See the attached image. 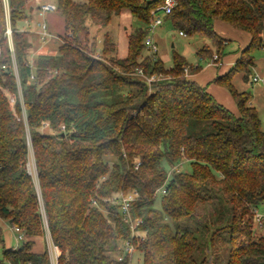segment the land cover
Returning a JSON list of instances; mask_svg holds the SVG:
<instances>
[{"label": "trees", "instance_id": "obj_1", "mask_svg": "<svg viewBox=\"0 0 264 264\" xmlns=\"http://www.w3.org/2000/svg\"><path fill=\"white\" fill-rule=\"evenodd\" d=\"M174 1L165 18L185 36L210 39L198 55L217 65L225 40L216 21L250 35L233 68L213 81L237 113L189 78L201 67L174 54L167 69L146 50L165 0H56L64 33L57 53L34 64L30 34L18 25L31 20V0H0V219L24 236L22 246L4 249L0 264H51L49 249L33 252L34 239L47 235L57 264H135L137 253L142 264H209L207 251L225 231L227 264H264L252 214L264 202V130L250 93L233 83L239 73L249 81L253 52L264 49V0ZM124 13L142 27L119 58L113 36L101 32ZM183 162L190 173L176 170ZM118 194L134 196L138 236L120 215ZM204 205L210 239L202 249L194 232L173 224ZM126 241L136 247L133 257Z\"/></svg>", "mask_w": 264, "mask_h": 264}, {"label": "rangeland", "instance_id": "obj_2", "mask_svg": "<svg viewBox=\"0 0 264 264\" xmlns=\"http://www.w3.org/2000/svg\"><path fill=\"white\" fill-rule=\"evenodd\" d=\"M56 3V0H31L30 8L33 9L31 14V18L34 15V18L30 24H26V22L19 23V29H25V31L32 29L37 33V22H46L49 24V27L54 36V39H49L45 45L40 43L39 39L36 35L33 36V48L29 53V62L34 64L35 60L38 58L40 53H43V50L39 47L45 46V50L47 53L56 54L60 39L59 37L64 33V20L57 13H49L45 15H41L38 12V6L41 3ZM159 17L163 20V24L157 27L153 33H151V37L158 48V56L163 61L165 67L167 69L172 68L174 64V54H178L183 56L186 61L192 66H199L206 71L208 68V64L211 63V59L202 58L198 55V51L204 47V45H212V41L204 36L196 35V36H183L179 31L174 30L171 23L164 17L162 13L155 17V19ZM29 21V20H28ZM142 27V23L136 18L132 17L128 13H124L122 15L114 16L111 24L101 32V36L105 33H110L113 36L114 42L117 45V53L119 58H125L128 54V35L133 33L136 29ZM150 34V33H149ZM239 48V42L236 40H232L228 42L223 49L224 57L232 56ZM42 51H41V50ZM38 50V51H37ZM253 57L255 58L256 66L252 69L250 78H253L255 75H260L259 70L262 71V75H264V49H256L253 52ZM261 68V69H260ZM255 69V70H254ZM248 81L243 78V73H239L234 78V86L239 92H245L246 90L251 95L250 103L256 107L259 112L260 119L262 121V127L264 130V90L260 91L256 86H252V88H247ZM218 88L223 96L224 101H226L229 105L234 106L235 104L231 98L230 93L221 86L215 87ZM255 88V90H254ZM264 89V87H263ZM254 90V91H253ZM257 90V91H256ZM250 91V92H249ZM195 131V130H194ZM195 132H198L196 130ZM29 169H35L34 158L31 154ZM181 170L184 173H190L192 171L190 164L183 162ZM168 174L171 173L170 169L167 168ZM35 176V175H33ZM39 190V186L37 185ZM157 207H160V200L158 199ZM263 211V209H261ZM199 212V215L197 216ZM211 212V208L204 205L203 207L197 210V214L193 215L190 218H186L182 221L176 222L173 224L174 228L188 229L195 233V235L199 238L201 248L203 249L205 246V240L210 239V235H204V215H209ZM3 225L6 227V230L2 231L0 235V258L3 257L4 249L9 248H17L22 246L23 241L19 240L18 234L16 232H12L9 229L10 223L7 221H3ZM258 235L264 236V230H257ZM215 248L209 249L207 251V259L209 264H227L228 258V249L230 247L229 244V233L227 231L221 232L216 235L214 239ZM19 245V246H18ZM51 246V240L49 235L46 236V243L41 242V240H35L34 251L39 252L41 248L49 249ZM137 259H140L139 264H142V255L137 253L135 255V264L137 263Z\"/></svg>", "mask_w": 264, "mask_h": 264}, {"label": "crops", "instance_id": "obj_3", "mask_svg": "<svg viewBox=\"0 0 264 264\" xmlns=\"http://www.w3.org/2000/svg\"><path fill=\"white\" fill-rule=\"evenodd\" d=\"M43 3H45V2H43ZM43 3H41V4H43ZM39 6L37 8H39ZM33 18H34V15L32 16L31 20H29V21L26 22V24H30V22H32ZM38 23H42V22L39 21V22H37V24ZM37 24H36V26H37ZM46 24L48 25V29H50L49 24L47 23V21H46ZM21 30H23V29H21ZM37 30H38L37 33L34 32L30 28H29L28 31L27 30L25 31V29L23 30V31L28 32L30 34V40H31L32 44H33V36L34 35H36L37 38L39 39L40 43H43L44 45H45V43H47L49 41V39H51V38L54 39V36H53L51 30H49V32L52 35V37L49 38V39H47L46 41H42L41 38H40V34H39L40 31H39L38 26H37ZM214 30H215V32H216V34L218 36H220L221 38H223L225 40L224 46L221 49V53L222 54H221V58H220V63L217 65L213 61H211V63L208 64V68L206 69V71L204 69H201V71L198 74L189 76V78L192 79V80H194V81H196L200 86L207 88V91L221 105L225 106L230 111H232L234 113H237V109H234L233 108L234 106L229 105L230 104V101L229 100H227L229 102V104H228L226 101H224L225 99H223L222 97H220V96H223V95L221 94V92L219 91L218 88H215V87H218V85L214 84L213 81L218 76H223V75L227 74L233 68V66L235 65L236 61L240 57L241 52L248 47V45L250 43V40H251V37H250L249 34L244 33L242 31H239V30H236L233 27L229 26L228 24H226V23H224L222 21H216L215 22V24H214ZM183 36H185V35H183ZM232 40H236V41L239 42V48H238V50L232 56H229V57L226 56V57H224V54L225 53H223V49H224V47L226 45H228V42L229 41H232ZM10 44L12 46V39L11 38H10ZM206 45H208V44H206ZM206 45H204V46H206ZM39 48H41L43 50V53H40L38 56L54 55V54H51V53H47V51L45 50V46H41ZM255 66H256V62H255ZM258 73L260 75L257 74L253 78H250L249 79V81H248L249 84H247V88L248 89L249 88H252V86H256L257 89H259L260 91H263L264 90L263 89V87H264V75L261 74L262 73L261 70H259ZM243 78H244V74H243ZM255 78H258L259 81L258 82H254V79ZM233 83H234V81H233ZM254 90H255V88H254ZM245 92H248V91L246 90ZM231 98H232V96H231ZM232 100H233V98H232ZM233 102H234V100H233ZM234 104H235V102H234ZM251 105L253 106V104H251ZM235 108H236V104H235ZM259 117H260V115H259ZM3 221L4 220H1L0 219V228L2 229V231L3 230H6V227L3 225ZM9 229H10V231L12 233L13 230H12L11 223H10ZM34 240H38V241L41 240V242H44L45 241V243H46V238L45 237L35 238ZM33 252H35V253H43L44 252V249L41 248V251L36 252V251H34V248H33Z\"/></svg>", "mask_w": 264, "mask_h": 264}, {"label": "built area", "instance_id": "obj_4", "mask_svg": "<svg viewBox=\"0 0 264 264\" xmlns=\"http://www.w3.org/2000/svg\"><path fill=\"white\" fill-rule=\"evenodd\" d=\"M6 4H7V0ZM175 6V1L174 0H165V3L158 8V11H160L164 17L169 15L172 11V9ZM57 11V6L53 3H43L39 6L38 8V12L41 15H45V14H49V13H55ZM163 24V20L159 17H157L154 21V23L152 24V26L149 28V35L146 37L145 39V48L148 52L151 53H155L158 51L157 45L154 42L153 38L151 37V33L154 32V30ZM38 28H39V34H40V38L42 41H46L47 39L51 38L52 35L49 32L48 29V25L46 24V22H42V23H38L37 24ZM11 30H8V36L9 38H11ZM181 35H183L182 33H180ZM1 55V52H0ZM218 57L215 56L214 60H217ZM15 70H16V76L18 77V72H17V68L16 66H14ZM186 75H188V69L185 70ZM33 78V77H32ZM156 79V76L151 77L150 79H148V82H152ZM259 79L255 78L254 82H258ZM35 164V163H34ZM29 166V165H28ZM139 166V164H138ZM182 166H178L176 167V170L181 168ZM29 173L33 176H36V170L29 169L28 168ZM165 188H163L161 190L162 194H165ZM114 201L117 202L118 205H120V215L122 216V219L130 225L131 227V231H132V236H138L136 231L138 229V227L142 224L140 219H133L132 218V214H131V204L134 201V196L133 195H124V194H118L115 198ZM261 209H263V211H261ZM252 214H253V219H254V226L256 228V230H264V202L259 205L258 207H255L252 210ZM12 230L14 232H16L18 234V238L19 240L23 241L24 236L21 233L19 228L16 227H12ZM124 247V251L126 254L130 255V257H133L136 253V247L133 243H131L130 241H126L123 244ZM49 251H50V257H51V264H57V260L59 257V251L57 249V247H54L53 245H51L49 247ZM119 260H123V258H119ZM130 264H134V263H130Z\"/></svg>", "mask_w": 264, "mask_h": 264}, {"label": "water", "instance_id": "obj_5", "mask_svg": "<svg viewBox=\"0 0 264 264\" xmlns=\"http://www.w3.org/2000/svg\"><path fill=\"white\" fill-rule=\"evenodd\" d=\"M10 223H12V222H10Z\"/></svg>", "mask_w": 264, "mask_h": 264}]
</instances>
